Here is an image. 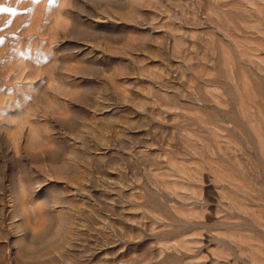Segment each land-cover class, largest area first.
<instances>
[{
	"label": "rangeland",
	"instance_id": "rangeland-1",
	"mask_svg": "<svg viewBox=\"0 0 264 264\" xmlns=\"http://www.w3.org/2000/svg\"><path fill=\"white\" fill-rule=\"evenodd\" d=\"M0 7V264H264V0Z\"/></svg>",
	"mask_w": 264,
	"mask_h": 264
},
{
	"label": "snow or ice",
	"instance_id": "snow-or-ice-1",
	"mask_svg": "<svg viewBox=\"0 0 264 264\" xmlns=\"http://www.w3.org/2000/svg\"><path fill=\"white\" fill-rule=\"evenodd\" d=\"M34 3H39V0H33ZM51 4H56L58 5V0H49ZM17 3H23V0H17ZM32 9H25L24 11H31ZM0 12H9L15 14L17 12L16 8H11V7H0ZM12 23L11 20L4 22L3 27H7ZM3 38L0 37V42H2ZM37 83H42L46 84V80L42 82H37ZM31 97L29 98V100ZM17 102H12L13 105H15ZM10 105H5V106H0V112L5 111Z\"/></svg>",
	"mask_w": 264,
	"mask_h": 264
}]
</instances>
